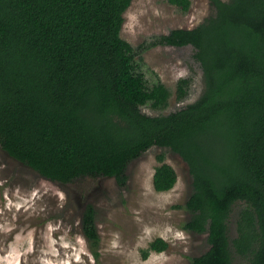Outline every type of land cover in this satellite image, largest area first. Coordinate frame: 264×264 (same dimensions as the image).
I'll use <instances>...</instances> for the list:
<instances>
[{"label": "trees", "instance_id": "16d2710c", "mask_svg": "<svg viewBox=\"0 0 264 264\" xmlns=\"http://www.w3.org/2000/svg\"><path fill=\"white\" fill-rule=\"evenodd\" d=\"M189 11L191 0H169ZM133 0H0V145L41 176L63 184L82 177L128 182L130 162L152 147L188 164L193 192L182 228L208 233L210 248L190 264H234L229 220L244 204L233 245L247 264H264V0H210L215 12L192 29L163 36V45H192L204 73L200 97L167 115L170 89L153 88L122 37ZM189 78L178 84L184 100ZM158 192L178 181L157 156ZM83 233L100 257L96 210L82 214ZM157 238L142 250H167Z\"/></svg>", "mask_w": 264, "mask_h": 264}, {"label": "rangeland", "instance_id": "374dc122", "mask_svg": "<svg viewBox=\"0 0 264 264\" xmlns=\"http://www.w3.org/2000/svg\"><path fill=\"white\" fill-rule=\"evenodd\" d=\"M227 1V0H226ZM189 11L169 0H133L125 12L122 37L135 49V63L146 85L160 82L172 92L169 105L142 111L150 116L167 115L196 101L202 94L204 73L192 45L174 47L160 40L172 30L192 29L215 12L210 0H191ZM191 85L184 100L177 98L179 82ZM164 154L178 181L173 189L158 192L153 179ZM127 184L115 177L86 176L63 184L48 180L11 157L0 145V264H190L191 258L210 248L208 233L182 228L191 213L186 208L192 192L188 164L169 148L152 147L129 163ZM88 204L96 210L100 257L91 252L82 229ZM244 204L238 202L229 220L230 248L234 264H247L233 240ZM157 238L169 243L163 252L142 250Z\"/></svg>", "mask_w": 264, "mask_h": 264}, {"label": "water", "instance_id": "95a60500", "mask_svg": "<svg viewBox=\"0 0 264 264\" xmlns=\"http://www.w3.org/2000/svg\"><path fill=\"white\" fill-rule=\"evenodd\" d=\"M49 180V179H48ZM60 183V182H59Z\"/></svg>", "mask_w": 264, "mask_h": 264}]
</instances>
